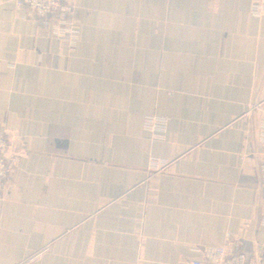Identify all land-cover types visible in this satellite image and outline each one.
Returning <instances> with one entry per match:
<instances>
[{
	"label": "crops",
	"instance_id": "1",
	"mask_svg": "<svg viewBox=\"0 0 264 264\" xmlns=\"http://www.w3.org/2000/svg\"><path fill=\"white\" fill-rule=\"evenodd\" d=\"M74 4L72 45L0 0V129L21 155L0 264H182L228 233L264 264L253 0ZM149 116L168 120L164 140Z\"/></svg>",
	"mask_w": 264,
	"mask_h": 264
},
{
	"label": "built area",
	"instance_id": "2",
	"mask_svg": "<svg viewBox=\"0 0 264 264\" xmlns=\"http://www.w3.org/2000/svg\"><path fill=\"white\" fill-rule=\"evenodd\" d=\"M18 8L25 9L28 19L37 21L43 28L57 37H68L75 45L79 40V30L73 16L75 13L74 0H15ZM252 14L256 17L264 16V0H253ZM168 120L162 117H146L144 130L154 140H164L167 132ZM261 145L264 146V125L262 126ZM21 162V155L11 145L8 133L0 129V198L5 192L6 185L17 170ZM157 162V161H155ZM157 168L165 163H157ZM262 184L264 186V164L260 167ZM201 259L182 264H257L254 259L247 257L241 250L238 241L231 233L225 237L221 247H206L199 251Z\"/></svg>",
	"mask_w": 264,
	"mask_h": 264
}]
</instances>
